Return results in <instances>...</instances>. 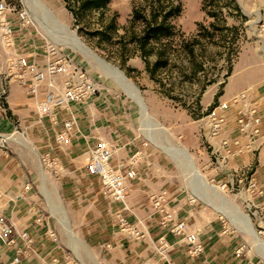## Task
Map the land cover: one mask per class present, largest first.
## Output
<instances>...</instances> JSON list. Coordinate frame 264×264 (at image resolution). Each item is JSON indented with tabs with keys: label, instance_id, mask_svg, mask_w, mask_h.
I'll use <instances>...</instances> for the list:
<instances>
[{
	"label": "rangeland",
	"instance_id": "1",
	"mask_svg": "<svg viewBox=\"0 0 264 264\" xmlns=\"http://www.w3.org/2000/svg\"><path fill=\"white\" fill-rule=\"evenodd\" d=\"M40 1L46 8L44 14L31 0L8 1L16 11H29L31 15L27 12L31 20L27 27H20L16 16H11L13 40L18 36L17 46L13 42L15 53L26 56L24 53L36 52L35 60L42 61L45 49L52 46L89 71L93 80L103 85L100 90L107 93L111 103L129 113L131 127L134 125L147 152L156 156L154 164L164 173L162 187L191 202L205 218L218 221L227 234L238 240L245 254L263 264L264 238L259 237L251 223L244 198L241 194L222 189L221 183H218L216 175L228 170L217 168L211 154L206 116L219 102H225L230 107L232 95L224 94L229 80L233 81L235 76L241 78L236 83L239 85L243 81L253 86L261 83L264 75V0H217L219 10L210 7L207 0H179L171 4L168 0H110L107 11L102 15L93 11L84 14L80 20L73 16L75 7L72 0ZM151 5L157 8L173 7L175 15L167 21L171 29L170 38L163 42L166 44L169 65L165 69H158L155 78L146 81L141 70L143 59L137 58L140 55L133 51V42L126 41L140 30L141 23L138 20L133 22V13L136 11L147 15ZM48 13L59 22L52 20ZM36 18L43 20L49 28L62 27L63 33H73L94 54L115 68L131 83L147 115L141 111L134 97L128 94L130 89L127 90L118 79L105 74L87 55L74 50L67 44L68 39L64 35L47 32ZM111 21L118 30L110 41L92 35ZM188 47L193 49L194 56L189 57ZM12 53L0 46V69L3 71L4 61L13 56ZM154 59L155 53H151L148 63ZM3 76L0 75V91L2 88L8 93L19 91L13 101L7 97L6 101L1 100L6 112H14L8 107L22 111L10 114L11 128L0 130L5 152L28 177L27 181L32 185L31 200L60 231L61 246L69 256L68 260L76 264H81V261L86 263L89 260L86 245L73 229L70 214L60 194L61 177L54 175L53 167L43 161L45 155L36 148L37 141L50 139L51 124L47 117L39 118L34 110L33 98L26 95L13 80L9 81ZM19 96L27 102H18ZM184 152L189 155L203 180L194 178ZM56 168L63 170L61 164ZM40 170L47 181L46 193L41 188ZM52 187L56 193H52ZM51 205L64 210L79 244L75 245V241L69 243L59 216L54 215L57 212H52ZM246 218L253 230L243 224Z\"/></svg>",
	"mask_w": 264,
	"mask_h": 264
},
{
	"label": "crops",
	"instance_id": "2",
	"mask_svg": "<svg viewBox=\"0 0 264 264\" xmlns=\"http://www.w3.org/2000/svg\"><path fill=\"white\" fill-rule=\"evenodd\" d=\"M17 37L13 40L16 46ZM24 55L30 59L37 56L36 52ZM137 58L141 60L140 56ZM141 63L142 77L146 81H151L145 71L144 61L141 60ZM235 77L234 82L229 80L224 96L232 95V98L234 95L244 93L257 105L262 120V135L255 145L258 150L231 159L228 167L238 169L251 166L256 171L257 181L264 186V75L257 86L250 85L248 81L241 82V85L236 84L241 78ZM102 86L98 84L97 94L87 103L71 104L69 111L58 110L56 124L51 123L47 117L52 127L51 137L45 142L41 140L36 142V148L40 153L55 157L63 167V170H59L60 194L70 214L71 225L84 241L86 255L89 258L86 263L81 261V264H262L245 254L238 240L227 234L218 221L205 218L191 202L162 187L164 173L154 164L156 156L147 152L145 143L139 139L134 125L131 127L129 113L124 112L122 107L114 106L107 93L100 90ZM3 90L2 88L0 93ZM18 93L19 91H9L7 98L13 101ZM18 100L23 104L27 102L20 96ZM33 105L35 110V101ZM237 105L231 103L224 111L226 115L224 136L229 138L237 134L234 119ZM8 108L13 110L14 114L15 111L22 112L19 108L17 110ZM13 113L7 111L6 115L0 116V130L11 128L9 119ZM71 116L75 119V126L70 143L65 147L58 146L54 141V135L62 128V122ZM99 139L106 140L114 147L111 159L113 165L120 161L128 162L132 155H137L134 164L135 177L127 182V193L123 203L113 201L104 191L100 179L87 171L90 150ZM5 149V144L1 146L0 140V212L15 230L24 229L33 238L31 254L22 257L19 264H76L68 260L69 256L65 254L61 246L62 235L58 228L44 216L37 203L31 200L32 185L27 181L28 177L19 170L20 166L14 163ZM222 173L216 175L218 183L222 182ZM215 174H218L217 171ZM38 175L41 188L46 193L47 181L42 180V175L45 177L44 172L39 171ZM161 189L169 192V209L175 218L187 222L190 230L198 231L199 240L204 247L199 255H188V244L160 226V217L151 206L150 196ZM55 191L54 188L52 193ZM51 210L52 212L56 210L57 213H53L56 217L59 216L60 225L70 243L71 239L61 219V216L65 217L64 210L55 205H51ZM118 215L126 219L131 228L129 230L134 231L135 235L133 232L120 230ZM66 225L70 229L67 219ZM51 230L56 234V241L48 237L47 232ZM72 234L75 236L73 232ZM160 237L165 243L164 256L157 251ZM74 238L79 241L76 236ZM12 253L13 251L0 241V264H8L12 259Z\"/></svg>",
	"mask_w": 264,
	"mask_h": 264
},
{
	"label": "built area",
	"instance_id": "3",
	"mask_svg": "<svg viewBox=\"0 0 264 264\" xmlns=\"http://www.w3.org/2000/svg\"><path fill=\"white\" fill-rule=\"evenodd\" d=\"M8 1L0 0V46L9 50V53L13 51V56L5 59V70L0 69V75H5L3 77L9 78V81L13 80L26 95L34 99L35 110L39 117H48L51 123L56 124L58 110L69 111L71 104L87 103L97 94L98 85L89 71L73 63L67 54L61 53L55 47L45 49L42 61L16 54L11 16H16L20 27H27L31 24V20L26 11H16ZM6 93L8 94V91H3L0 95V116L6 111L1 101L2 99L6 101ZM231 102L238 104L234 118L237 134L232 138L224 136L226 129L224 111L227 104L219 102L206 116L210 137L208 144L217 168L228 170L222 175L221 188L241 194L245 206L250 211L251 223L262 239L264 238V186L257 181L256 171L251 166L238 169L228 167L231 159L258 150L255 145L262 135V120L257 105L244 93L233 96ZM74 126L75 119L72 116L62 122V128L54 135V141L58 146L69 145ZM0 140L3 146V137ZM114 151V147L109 142L99 139L90 150L86 168L90 174L100 179L104 191L113 201L123 203L127 193V182L135 177L134 164L137 155H132L128 162L120 161L113 165L111 159ZM43 161H47L53 167L54 175L58 176L59 169L56 167L59 163L56 158L46 155ZM150 201L152 208L160 217V226L188 244V255L197 256L202 253L204 247L199 240L198 231L190 230L187 222L177 220L170 211L168 190L161 189L151 195ZM117 221L121 231L133 232L135 235L134 231L129 230L131 228L123 216L118 215ZM47 234L53 241L57 240L53 230L48 231ZM0 241L13 251L12 259L8 264H19L22 257L31 254L33 238L24 229L15 230L1 212ZM157 251L161 256L166 253L162 237L159 239Z\"/></svg>",
	"mask_w": 264,
	"mask_h": 264
},
{
	"label": "trees",
	"instance_id": "4",
	"mask_svg": "<svg viewBox=\"0 0 264 264\" xmlns=\"http://www.w3.org/2000/svg\"><path fill=\"white\" fill-rule=\"evenodd\" d=\"M109 1L110 0H72L73 7H75L73 16L80 20L84 14H90L93 11H98L99 15H102L107 11ZM168 1L171 4V2L179 0ZM216 2L218 1L207 0V4H209L210 7H216L217 10H219V5ZM151 6V10L147 15H143L136 11L133 13V22L138 20L141 23L140 30L135 31L133 36H131L126 42H133V51L139 53L145 63V71L149 77L153 79L155 78V72L158 71V69H165V67L169 65L166 44H163V42L164 40L168 41L170 38L171 29L167 21L171 16L175 15V9L173 7L170 8L169 6L167 8L165 6L160 8H157L154 5ZM117 30L118 27L111 21L109 25H104L101 30L94 31L92 35H97L110 41L111 37H113V34H116ZM184 49L185 45L183 46V50ZM187 51L189 57L190 55L191 57L194 56L191 47H188ZM151 53H155V59L151 63H148V56Z\"/></svg>",
	"mask_w": 264,
	"mask_h": 264
},
{
	"label": "bare ground",
	"instance_id": "5",
	"mask_svg": "<svg viewBox=\"0 0 264 264\" xmlns=\"http://www.w3.org/2000/svg\"><path fill=\"white\" fill-rule=\"evenodd\" d=\"M32 3H34L38 9L41 10V12H43L44 14V11H46V8L41 4V1L40 0H31ZM29 13V11H27ZM26 12V13H27ZM47 14V13H46ZM28 15V14H27ZM49 16H51L50 18L52 20H55L57 22H59L54 16L50 15L48 13ZM29 16L31 17L30 13H29ZM28 16V17H29ZM39 20L40 21V24L42 25V27L49 33H52V34H56V35H64L67 40V44H70V46L78 51V52H81L83 53L84 55H87L89 58H91L98 66L99 69H102V71L105 73V74H108V75H111L113 76L114 78L118 79L121 83H123L125 86H126V89L130 91H128V94L134 99L135 101H137V103L139 104V108H141V111L144 113V115H147V113L145 112L146 110L144 109V107L141 105V100L139 99V96L138 94L133 91V87L131 86V83L127 82V79L124 78L122 75H120L119 73H117L116 69L109 66L104 60H102L100 57H98L96 54H94L88 47H86L73 33L72 34H66V32L64 31V33L62 32V27H60V29L58 28H49L47 26L46 23H44L43 20L39 19V18H36V21ZM55 21H52L53 23ZM38 22V21H37ZM63 37V36H62ZM60 39V38H59ZM66 41V40H65ZM127 92V91H126ZM141 112V113H142ZM184 157L190 161L189 162V166H190V171L192 172V174L194 175V178L198 179V180H203L202 179V176L201 174L199 173V171L197 170V168L192 164L191 162V159L189 157V155L187 153H183ZM41 172V170H40ZM42 174V173H41ZM42 180L45 181V177L42 175ZM61 219H62V222L65 224V227L67 229V232H68V235L70 236L69 239H71L70 241L74 242L75 245H77V240H75V236L72 234L71 230L68 228V224L66 225V220L61 216ZM246 222H243V219H242V222L244 225H247L249 228L252 229L251 227V224H250V221L248 218L245 219ZM253 230V229H252ZM81 243V242H80ZM73 244V243H72ZM79 244V243H78Z\"/></svg>",
	"mask_w": 264,
	"mask_h": 264
}]
</instances>
